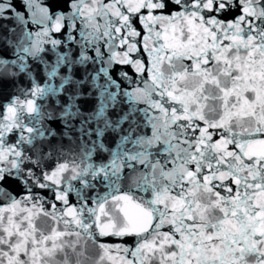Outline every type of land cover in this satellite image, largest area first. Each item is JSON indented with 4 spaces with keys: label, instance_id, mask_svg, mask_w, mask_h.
Returning <instances> with one entry per match:
<instances>
[{
    "label": "snow or ice",
    "instance_id": "6c2138e0",
    "mask_svg": "<svg viewBox=\"0 0 264 264\" xmlns=\"http://www.w3.org/2000/svg\"><path fill=\"white\" fill-rule=\"evenodd\" d=\"M76 16L73 36L102 42L145 115L79 99L33 143L27 117L48 86L73 97L91 87L79 68L54 83L33 63L45 86L0 104V264H264V0H76ZM60 23L41 18L26 41L53 73ZM141 124L145 136L102 155ZM84 146L107 162L90 164Z\"/></svg>",
    "mask_w": 264,
    "mask_h": 264
},
{
    "label": "water",
    "instance_id": "95a60500",
    "mask_svg": "<svg viewBox=\"0 0 264 264\" xmlns=\"http://www.w3.org/2000/svg\"><path fill=\"white\" fill-rule=\"evenodd\" d=\"M52 0H40L44 5L43 8L37 9L39 16L34 12L33 5L36 0H0V81H10V86L5 93L7 99H0V104L5 109L10 104H14L17 99L28 97L35 85L44 87V82L39 80L34 71H31L33 63L41 65V74L48 81L59 83V73L65 72L68 74V79L71 80V74L76 68L81 69L83 75V83H90L89 93L81 96H70L64 91V85L59 88L47 87V91L43 93L40 99L36 101L40 111L35 115L27 117L31 125L37 129L39 135L33 143L39 140L50 139L46 135L49 129L46 127L52 121L61 120V113L65 107L75 108L79 99H94L99 101V107L105 109L110 102L113 105V111L121 113L135 114L139 120H143L145 110L143 104L136 96V89L131 76H126L125 72L118 73L119 79L111 75L115 68L113 59L108 56V49L99 40L89 42L87 45L84 40L83 30L79 32L84 39H76L73 36L76 31L74 21L79 20L76 16V0H64L60 8H57L54 13L50 12L49 5ZM55 16L60 20V28H55L54 31L60 32L61 29L67 28L64 34V42L61 45L60 40L54 41L55 44L61 45L64 52L56 50V56L60 58V67L56 73L49 71V62L46 58H40V54L30 50L26 41L32 35H38V26L41 18L44 20V26L47 27V20ZM52 54V53H48ZM70 63L65 65L64 58ZM120 63H126L121 61ZM138 70H142V67ZM54 76L56 79L54 80ZM122 81V82H121ZM81 83V81H77ZM65 96L71 101V104L66 106L64 101L60 99ZM66 117L62 123V127L71 117L67 113H63ZM87 118L88 115L95 113H80ZM132 124H137V120H133ZM148 126L141 124L139 128L133 127L128 130L127 134H123L124 130L120 129L114 133L117 136V142L111 147L101 145L100 151L103 156L112 158L123 146L132 138L133 135L142 138L147 134ZM64 139H69L65 136ZM142 142V140H141ZM96 147L84 146L82 154L84 158L92 165H101L106 163V160H96ZM62 166V165H61Z\"/></svg>",
    "mask_w": 264,
    "mask_h": 264
}]
</instances>
